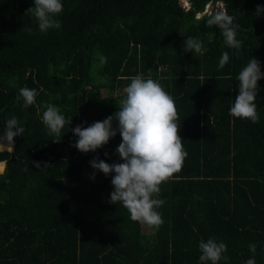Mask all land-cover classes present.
I'll return each instance as SVG.
<instances>
[{"label":"trees","instance_id":"16d2710c","mask_svg":"<svg viewBox=\"0 0 264 264\" xmlns=\"http://www.w3.org/2000/svg\"><path fill=\"white\" fill-rule=\"evenodd\" d=\"M187 1L185 9L179 0H61V27L41 32L26 13L33 0H0V133L12 117L25 129L13 146L0 147V264H199V242L210 236L226 244L227 264L252 258L249 244L264 264V79L255 100L259 121L229 115L236 77L251 57L264 74V11L256 12L264 0ZM206 5L212 8L202 13ZM225 9L239 25V50L206 23ZM188 37L207 51L185 52ZM224 52L229 61L220 69ZM140 73L174 98L188 153L160 186L158 228L131 221L119 202H109L114 174L84 180L96 157L123 162L119 133L88 153L74 147L72 133L113 115L126 77ZM23 87L38 93L27 108L18 99ZM44 104L71 120L60 136L42 124Z\"/></svg>","mask_w":264,"mask_h":264},{"label":"clouds","instance_id":"9594fccd","mask_svg":"<svg viewBox=\"0 0 264 264\" xmlns=\"http://www.w3.org/2000/svg\"><path fill=\"white\" fill-rule=\"evenodd\" d=\"M33 2L34 6L26 13L33 15L41 32L61 27L59 20L55 18L63 11L61 0ZM261 11L264 9L258 5L256 12L259 14ZM206 23L220 30L227 47L237 50L242 47V41L237 39L239 25L234 23V17L228 15L226 9L210 14ZM183 50L195 54L207 51L202 41L193 37L185 40ZM97 56L101 65L107 63L105 56L100 53ZM228 61V53H222L218 67L222 69ZM126 79L130 82L124 87V95L116 103L118 110L113 115L87 127L77 125L72 129L73 135L78 138L74 147L81 153L95 152L118 132L121 143L116 148V154L123 162L110 165L96 157L90 161V166L94 172L99 171L105 176L114 174L111 179L114 190L110 193V203L119 202L127 209L131 221L158 228L163 223L158 209L165 203L159 198L160 186L181 170L188 153L184 150L183 140L179 135V117L174 98L158 81L145 78L143 73ZM261 79H264V74L261 72L260 62L251 57L236 77L239 82L238 95L229 108L230 116L250 120L252 123L259 121L255 100L259 90L258 81ZM100 82L107 81L101 78ZM37 95L35 89L23 87L19 89L18 99H22L23 106L27 108L36 103ZM41 107L42 124L49 134L60 136L65 124L69 125L71 120H66L57 105L44 104ZM113 121L117 124L115 129L112 127ZM24 131L16 117L8 119L0 133V147L13 146L14 137L21 136ZM34 166L38 169L41 167L39 162H35ZM48 167L49 165H44L45 169ZM198 247L201 253L199 264H219L221 260L227 264L229 257L224 255L227 246L215 236H210L206 241L202 239ZM248 248L253 257L247 259L245 264H256V245L249 244Z\"/></svg>","mask_w":264,"mask_h":264},{"label":"rangeland","instance_id":"374dc122","mask_svg":"<svg viewBox=\"0 0 264 264\" xmlns=\"http://www.w3.org/2000/svg\"><path fill=\"white\" fill-rule=\"evenodd\" d=\"M178 5H180L183 8H187L189 6L187 0H179ZM218 7L222 9L223 5L220 3V4H218ZM211 8H212V6H210L208 10H211ZM2 166H3V164H1L0 167H2ZM84 173L86 174V176H88L87 178H84L86 183L97 182L99 180L100 174H101V172H99V171L94 172V170L91 168L90 165L88 168L85 169ZM93 174H94V178H93ZM84 177H85V175H84ZM145 232L148 233L147 231H145Z\"/></svg>","mask_w":264,"mask_h":264},{"label":"built area","instance_id":"2783aa9c","mask_svg":"<svg viewBox=\"0 0 264 264\" xmlns=\"http://www.w3.org/2000/svg\"><path fill=\"white\" fill-rule=\"evenodd\" d=\"M208 9H209L208 5H206L202 13L208 12L209 11Z\"/></svg>","mask_w":264,"mask_h":264}]
</instances>
